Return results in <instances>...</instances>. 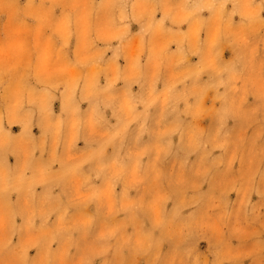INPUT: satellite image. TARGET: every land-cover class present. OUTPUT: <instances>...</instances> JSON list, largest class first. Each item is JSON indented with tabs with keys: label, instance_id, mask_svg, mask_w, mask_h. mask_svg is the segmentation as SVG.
I'll return each mask as SVG.
<instances>
[{
	"label": "rangeland",
	"instance_id": "rangeland-1",
	"mask_svg": "<svg viewBox=\"0 0 264 264\" xmlns=\"http://www.w3.org/2000/svg\"><path fill=\"white\" fill-rule=\"evenodd\" d=\"M0 264H264V0H0Z\"/></svg>",
	"mask_w": 264,
	"mask_h": 264
}]
</instances>
